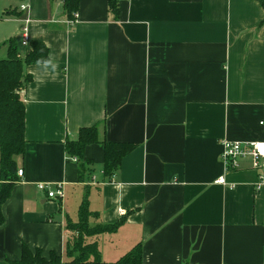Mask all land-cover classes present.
I'll list each match as a JSON object with an SVG mask.
<instances>
[{
    "label": "crops",
    "instance_id": "0c3cea01",
    "mask_svg": "<svg viewBox=\"0 0 264 264\" xmlns=\"http://www.w3.org/2000/svg\"><path fill=\"white\" fill-rule=\"evenodd\" d=\"M263 19L259 0H120L118 17L108 0H80L74 23L58 0H0V58L11 38L23 58L33 41L51 56L26 67L24 175L3 205L0 264L24 244L62 254L85 198L93 221L119 224L99 235L104 260L140 243L143 264H264L258 173L249 156L233 170L222 159L225 140L264 139ZM96 124L137 145L111 179L104 145H89L92 178L81 182L66 142ZM41 183H63L64 197Z\"/></svg>",
    "mask_w": 264,
    "mask_h": 264
},
{
    "label": "trees",
    "instance_id": "16d2710c",
    "mask_svg": "<svg viewBox=\"0 0 264 264\" xmlns=\"http://www.w3.org/2000/svg\"><path fill=\"white\" fill-rule=\"evenodd\" d=\"M61 1L65 16L69 20H76L80 0ZM264 7V0H259ZM109 10L118 17L120 0H108ZM264 23V19H263ZM31 41V40H30ZM7 44L8 56L0 58V225L5 222L3 205L10 198L12 189L18 180V166L16 157L25 153L26 139V106L22 99V90L33 80V76L26 71L31 64L51 62L50 49L43 41H33L23 58L19 56L18 40L11 38ZM30 46V44H29ZM105 124H103V130ZM105 133V132H104ZM104 145V172L111 179L121 168L123 158L135 147L133 142H114L101 136L100 124L83 127L77 140L66 142L67 153L79 162V181L92 178L90 160L84 161L86 149L91 144ZM97 212L90 209L87 198L79 207V220L68 221L67 229L71 236L67 239L65 251L58 254L52 251L45 256L41 249L33 251L28 245L22 248L19 260L9 261L11 264H143L142 246L138 243L133 249L117 260L107 261L101 256L99 235L112 233L119 224L105 225L93 221Z\"/></svg>",
    "mask_w": 264,
    "mask_h": 264
},
{
    "label": "built area",
    "instance_id": "2783aa9c",
    "mask_svg": "<svg viewBox=\"0 0 264 264\" xmlns=\"http://www.w3.org/2000/svg\"><path fill=\"white\" fill-rule=\"evenodd\" d=\"M22 8L26 9L27 6L22 5ZM77 16L78 13L76 14V18ZM69 21L71 23L75 22V20ZM21 44L23 46H29L30 44V36L26 28L22 33ZM259 124L264 129V115L263 118L260 120ZM247 156L252 158V166L258 173L257 180L254 183V189L257 193H262L264 192V139L251 142L231 140H225L223 142L222 159L227 170L239 168V159ZM23 175L24 170L19 169L18 176L22 177ZM218 183L226 184V178H219ZM39 189L47 193L50 198H62L65 195L63 183H59L56 188L51 187L49 184L41 183L39 184Z\"/></svg>",
    "mask_w": 264,
    "mask_h": 264
}]
</instances>
